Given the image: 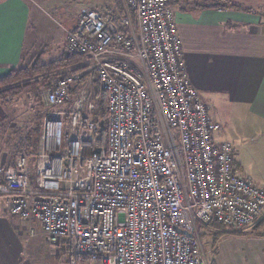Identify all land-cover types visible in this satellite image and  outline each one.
<instances>
[{"label": "built area", "instance_id": "built-area-1", "mask_svg": "<svg viewBox=\"0 0 264 264\" xmlns=\"http://www.w3.org/2000/svg\"><path fill=\"white\" fill-rule=\"evenodd\" d=\"M124 8L115 22L81 7L64 46L87 56L106 94V145H96L90 79L59 76L33 171L25 154L0 163V197L49 244L65 243L67 264H208L199 225L246 231L264 218V189L239 172L230 142L214 141L168 0Z\"/></svg>", "mask_w": 264, "mask_h": 264}, {"label": "crops", "instance_id": "crops-1", "mask_svg": "<svg viewBox=\"0 0 264 264\" xmlns=\"http://www.w3.org/2000/svg\"><path fill=\"white\" fill-rule=\"evenodd\" d=\"M211 1L168 0L175 12L184 71L201 99L213 105L208 108L214 121L224 127L225 113L217 106L231 107V116L246 119L249 131L254 128L241 135L253 141L264 139V12L258 10L264 8V0H227L255 13L201 7ZM29 16L24 0H0V77L24 59ZM237 151L234 162L240 173L264 189V181L247 170ZM19 220L9 214L0 197V264H32ZM238 232L217 241L211 264H264V226L261 231L255 225Z\"/></svg>", "mask_w": 264, "mask_h": 264}, {"label": "rangeland", "instance_id": "rangeland-1", "mask_svg": "<svg viewBox=\"0 0 264 264\" xmlns=\"http://www.w3.org/2000/svg\"><path fill=\"white\" fill-rule=\"evenodd\" d=\"M24 1L30 9V16L25 33L23 56L25 61L30 59L29 62H33L34 57L41 52L43 54L42 62L45 63L57 59L62 53L68 54L64 48L66 38L69 36L67 34L73 29L81 7L95 8L98 11L116 9L113 6L116 0ZM263 9L260 7L258 10L263 13ZM262 18L264 20V15ZM25 61L21 60L20 64ZM53 72L49 73L51 75L48 74L50 78L47 83L41 82V77H36L39 83L30 87L19 98L9 99L7 103L0 101V163L13 165L17 156L26 152L25 154L29 156L30 167L32 166V159L36 154L33 140H35V134L40 127V120L47 109L45 94L55 78L61 76ZM204 102L210 106L208 102ZM217 107L225 113L222 118L225 126L223 127L219 122L221 130L218 124V129L214 133V141L230 142L234 150H238V157L242 159L247 170L264 181V139L253 141L251 137L241 135V133L250 134L254 128H250L249 131L245 125L246 119L239 120L238 116H231L229 114L231 107L222 105ZM58 110L63 109L57 108ZM26 137L30 138V143L26 142L27 144L23 148L20 142ZM18 150H24V152L21 151V153ZM262 186L264 187V185ZM19 225L26 231L25 251L32 264H67V261L65 262L67 257L65 243L61 245L49 244L34 221L19 220ZM263 226L264 218L259 220L256 228L258 227L257 229L261 231ZM199 229L208 264L214 263L212 261L215 246L214 236L208 229L202 227Z\"/></svg>", "mask_w": 264, "mask_h": 264}, {"label": "trees", "instance_id": "trees-1", "mask_svg": "<svg viewBox=\"0 0 264 264\" xmlns=\"http://www.w3.org/2000/svg\"><path fill=\"white\" fill-rule=\"evenodd\" d=\"M126 0H116L114 3L115 10H103L108 11L112 14L114 21L118 22V18L124 14V6ZM202 8H219V9H230V10H239L250 13H255L253 9H244L241 6H238L235 3L229 2L227 0H212L207 4L201 5ZM132 16L133 12L129 9ZM264 14L261 16L263 17ZM75 27V25H74ZM73 27V29H74ZM71 30V32L73 31ZM35 58V59H34ZM33 62H29L28 59L24 63L18 65L9 70V72L0 77V101L3 103H7L12 99L19 98L22 94H24L30 87L38 84V78L41 77V82L47 83L49 73H58L61 76H67L70 74L80 75V81L87 80L88 78L92 84V100L95 104V109L92 115L93 122L97 125V137H96V145L98 147H104L107 143V101L106 94L100 88L99 79L97 73L91 68L90 63L88 62L87 56L80 52H72L68 54L62 53L57 59L51 60L49 62H42L43 54L42 52L34 57ZM31 59V60H33ZM51 75V74H49ZM39 129L35 134V140H33L35 153L37 152V143H38V135ZM29 137V136H28ZM24 138V142H20V145L25 148L26 142L30 143V138ZM24 150H18L21 152ZM22 153V152H21ZM26 153V152H25ZM22 153V154H25ZM28 155V154H25ZM33 161L32 159V171H33ZM263 225V224H262ZM204 229H208L214 236V244L217 241L225 236L229 235H240L241 233L238 231H226L223 226L218 222H209L205 225H199ZM258 228V227H257ZM256 228V230H257ZM254 234H257L255 232ZM68 260V256L65 262Z\"/></svg>", "mask_w": 264, "mask_h": 264}, {"label": "water", "instance_id": "water-1", "mask_svg": "<svg viewBox=\"0 0 264 264\" xmlns=\"http://www.w3.org/2000/svg\"><path fill=\"white\" fill-rule=\"evenodd\" d=\"M183 233H185V232H183Z\"/></svg>", "mask_w": 264, "mask_h": 264}]
</instances>
